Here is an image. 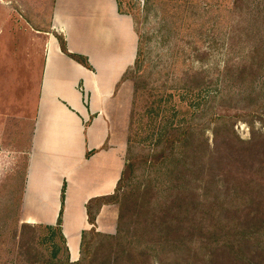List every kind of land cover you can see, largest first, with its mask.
Here are the masks:
<instances>
[{"label":"rangeland","instance_id":"obj_1","mask_svg":"<svg viewBox=\"0 0 264 264\" xmlns=\"http://www.w3.org/2000/svg\"><path fill=\"white\" fill-rule=\"evenodd\" d=\"M117 2L131 22L135 57L140 47L144 56L132 71L133 78L123 80L129 82L123 96L130 103L124 147L130 168L118 204L106 206L95 224L96 232L110 238L96 240L94 260L205 264L207 234L200 216L206 203L222 196L219 190L210 192V176L201 169L215 153V137L222 132L230 130L241 141L264 134V112L246 122L197 130L185 150L176 151L161 168L149 165L151 157L146 164L139 161L154 153L168 130L187 125L194 114L256 105L258 97L249 92L239 100L234 95L242 86H257L264 79V3L252 10L246 4L235 6L234 0ZM51 6L52 0H0L3 91L9 89L11 71L32 76L40 71L43 35L37 30L47 27ZM251 15L252 20H242ZM224 84L230 92L221 99ZM14 90L2 91L0 103V264H59L63 259L59 238L51 240L45 225L30 224L22 203L32 110L19 106L23 98ZM28 94L31 100L34 93ZM195 151L201 164L191 157ZM27 226L31 230L24 229ZM67 250L70 262H76L79 250Z\"/></svg>","mask_w":264,"mask_h":264},{"label":"crops","instance_id":"obj_2","mask_svg":"<svg viewBox=\"0 0 264 264\" xmlns=\"http://www.w3.org/2000/svg\"><path fill=\"white\" fill-rule=\"evenodd\" d=\"M131 30L117 0H52L47 27L37 30L43 35L40 71H11L4 91L0 71V103L1 92L13 87L23 98L19 106L32 110L22 198L27 218L55 227L61 213L70 251L79 250L81 234L91 228L85 205L112 195L125 165L130 103L123 96L129 82L121 79L136 59ZM54 35L87 67L63 54Z\"/></svg>","mask_w":264,"mask_h":264},{"label":"trees","instance_id":"obj_3","mask_svg":"<svg viewBox=\"0 0 264 264\" xmlns=\"http://www.w3.org/2000/svg\"><path fill=\"white\" fill-rule=\"evenodd\" d=\"M261 3H264V0H234L235 6L246 4L252 10L258 8L256 6ZM252 17L253 15L242 20H252ZM136 34L138 36V33ZM54 36L63 54L87 67L85 59L68 54L63 39ZM143 56L140 47L133 67L123 75L121 81L133 78L132 71L138 69ZM257 80L258 78L253 82ZM242 87L244 89H239L234 95L235 99L239 100L249 92L258 97L255 106L249 109L242 108L240 111L229 109L220 113L212 112L208 116L194 114L187 125L168 130L159 140L154 153L146 155L139 162L146 164L151 157L149 165L161 168L164 161L176 156V151L185 150L197 130H209L212 127L217 129L219 126H229L235 121L246 122L248 117L264 112V79L257 86ZM223 90L225 92L222 93L221 99L227 98L230 92L228 85L225 84ZM229 131L215 137V153L205 160L201 169L206 170L210 176L209 183L212 184L208 188L210 192L216 189L222 196L220 200L206 203L204 214L200 216L203 219V231L207 234L205 264H264V134H255L248 141H241ZM191 157L196 163L201 162V156L196 151ZM129 168V165H124L112 195L90 199L85 205L87 222L91 229L81 234L79 259L76 262H70L65 239L61 234V213L55 227L47 228L50 231V239L53 240L57 235L62 244L63 259L59 264H96L94 260L96 240L102 237L110 238L96 232V218L103 206L118 204L119 192L123 188ZM63 200L64 189L61 192L62 204ZM24 229L31 230V227L27 226ZM22 235L24 237L23 231L20 237ZM103 264L112 263L107 260Z\"/></svg>","mask_w":264,"mask_h":264}]
</instances>
